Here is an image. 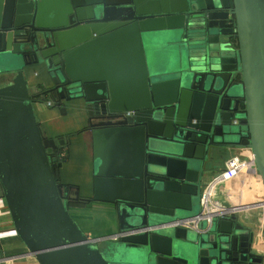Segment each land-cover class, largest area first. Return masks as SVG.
<instances>
[{"label": "water", "instance_id": "95a60500", "mask_svg": "<svg viewBox=\"0 0 264 264\" xmlns=\"http://www.w3.org/2000/svg\"><path fill=\"white\" fill-rule=\"evenodd\" d=\"M41 65L58 103L84 100L91 197L60 181ZM0 81V192L38 264H262L236 214L184 222L218 147L248 148L264 188V0H0ZM71 201L114 204L118 230L89 236Z\"/></svg>", "mask_w": 264, "mask_h": 264}, {"label": "crops", "instance_id": "0c3cea01", "mask_svg": "<svg viewBox=\"0 0 264 264\" xmlns=\"http://www.w3.org/2000/svg\"><path fill=\"white\" fill-rule=\"evenodd\" d=\"M29 90L33 94L43 93L42 101L34 103V110L41 129L47 137L69 136V143L66 147L71 149V157L65 159L60 169V181L66 185L79 187V195L91 197L92 195V141L90 131H86L87 113L85 103L81 98L61 99L56 102L52 95L47 94L46 89L52 87L53 83L44 66L28 67L25 71ZM2 81H0V85ZM48 99L52 104H44ZM53 99V100H52ZM49 101V100H48ZM75 139V143L73 142ZM82 148L84 158L76 164L73 147ZM237 158L242 169L235 176L228 179L219 178L214 183V197L226 205L248 204L264 198V188L259 175L256 172L250 150L245 147H218L211 152L208 168L212 170L206 176V181L215 179L213 173H219L226 168L227 162ZM78 166V167H77ZM82 169L83 176L76 178V169ZM204 186V185H203ZM101 206L100 211H115L116 226L104 232H92L89 228L82 230L89 236H102L115 233L118 230L116 206L103 201H91L87 203ZM96 202V203H94ZM223 211H228L222 208ZM70 211V210H69ZM231 213V211H229ZM258 210H245L237 215L238 221L252 230L253 241L251 251L259 257H264V238L262 227L258 220ZM109 216H104L108 219ZM34 259L29 255L24 243L17 236L6 203L0 192V264H35Z\"/></svg>", "mask_w": 264, "mask_h": 264}, {"label": "built area", "instance_id": "2783aa9c", "mask_svg": "<svg viewBox=\"0 0 264 264\" xmlns=\"http://www.w3.org/2000/svg\"><path fill=\"white\" fill-rule=\"evenodd\" d=\"M47 105H51L52 102L46 101ZM242 169V164L237 158L230 159L227 164L226 168L222 171H219V174L217 177H215L214 180L209 182L206 186H203L202 192H201V207L202 211L201 214L197 217L187 220L184 222V225L196 227L197 223L201 220H210L212 217L215 216H225L230 214H238L241 211H247V210H258V220L260 221L261 227H262V235L264 238V198L259 199L257 201H254L252 203L248 204H240V205H226L220 200L216 199L214 197V183L219 178L228 179L232 176H235L237 173H239ZM218 208V210H221L222 208H225L228 210L227 213L223 214L221 211L215 210ZM231 211V213L229 212ZM214 212V214L212 213ZM29 255L34 259V257L29 253ZM264 261V257L262 258ZM36 262V260L34 259ZM35 264H38L37 262Z\"/></svg>", "mask_w": 264, "mask_h": 264}, {"label": "rangeland", "instance_id": "374dc122", "mask_svg": "<svg viewBox=\"0 0 264 264\" xmlns=\"http://www.w3.org/2000/svg\"><path fill=\"white\" fill-rule=\"evenodd\" d=\"M147 53H148V59L151 61L153 58V55L151 54V49L154 53V49L152 47V44L145 40ZM52 81V80H51ZM50 102L51 100L48 99ZM47 100V101H48ZM53 100V99H52ZM46 104V102H44ZM73 142L75 143V139H73ZM73 151H75L73 154L76 157L75 161L76 164L79 163V161L84 158V153L82 148H80V145L78 147H73ZM62 156L67 161L71 157V149L69 147H65L62 150ZM78 167V166H77ZM76 178H80L83 176L82 169H76L75 170ZM207 180V179H206ZM209 184V181H206L204 183V186ZM85 197V196H83ZM97 205L92 203H79V202H71L70 203V213L73 216V218L77 221V223L83 226V228H89L92 232H100L98 234H103L104 232L108 231L109 229L116 226V215L115 211L107 212L106 210L100 211L101 206L99 208H96ZM108 219H104V216H109Z\"/></svg>", "mask_w": 264, "mask_h": 264}, {"label": "flooded vegetation", "instance_id": "af4514ba", "mask_svg": "<svg viewBox=\"0 0 264 264\" xmlns=\"http://www.w3.org/2000/svg\"><path fill=\"white\" fill-rule=\"evenodd\" d=\"M234 19V16L229 14L228 16V24H230L231 26V21H233ZM233 44H234V47H235V39H233ZM53 83V82H52ZM47 94H50L52 95L53 99L56 100L58 102V99H59V96H58V93L56 91H51V92H46ZM41 97V96H40ZM84 101V100H83ZM86 108V107H85ZM239 110L242 111L243 110V105H239ZM86 113H87V110H86ZM129 115V114H128ZM86 131L89 130V121H88V114H87V126L85 128ZM90 131V130H89ZM91 134V133H90ZM244 141V140H243ZM83 203H87V202H83ZM262 264H264V261L262 259Z\"/></svg>", "mask_w": 264, "mask_h": 264}, {"label": "bare ground", "instance_id": "6f19581e", "mask_svg": "<svg viewBox=\"0 0 264 264\" xmlns=\"http://www.w3.org/2000/svg\"><path fill=\"white\" fill-rule=\"evenodd\" d=\"M215 210L217 211H221L223 214L227 213L228 211H223V210H218V208H216ZM214 214V212H212Z\"/></svg>", "mask_w": 264, "mask_h": 264}, {"label": "trees", "instance_id": "16d2710c", "mask_svg": "<svg viewBox=\"0 0 264 264\" xmlns=\"http://www.w3.org/2000/svg\"><path fill=\"white\" fill-rule=\"evenodd\" d=\"M56 101V100H55ZM57 102V101H56ZM65 159V158H64ZM71 202H78V201H71ZM71 202H69V207H70V203ZM79 203H83V202H79ZM94 203H96V202H94Z\"/></svg>", "mask_w": 264, "mask_h": 264}]
</instances>
